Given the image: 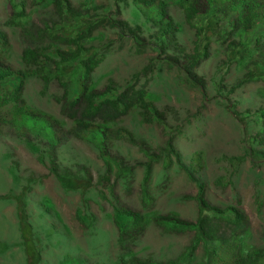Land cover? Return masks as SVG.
<instances>
[{
	"label": "rangeland",
	"instance_id": "obj_1",
	"mask_svg": "<svg viewBox=\"0 0 264 264\" xmlns=\"http://www.w3.org/2000/svg\"><path fill=\"white\" fill-rule=\"evenodd\" d=\"M69 1L74 6L92 2L111 12L113 18L126 21L129 26L140 24L149 27L148 31H142V43L137 46L131 39L117 38L111 30L99 33L102 39L93 41L92 45L103 49L100 44H108V47L107 51L100 50L105 57L93 71L92 79L97 81L98 88H102L107 77L123 85L138 76L135 87L151 93L157 106L166 110L171 128L177 127V132H173V146L181 163L189 165L195 153L198 154L201 169L198 175L192 171V177L203 184L204 198L215 206L231 204L240 209L248 220L246 241L264 247V155L254 154L264 151V144L252 140L253 137H261V132L256 134L260 130V121L255 116L258 109L264 108V83L251 82L228 92L227 89L238 81L243 72L233 63L223 68L224 54L217 44L211 42L206 57L198 60L192 69L201 79L194 86L184 80V71L178 69L177 64L168 66L162 60L166 56L150 49L149 37L156 27L145 24L141 16H131L134 0H126L127 5H116L115 0ZM18 3H23L26 13L35 23L50 11V7L46 10L33 7L31 0H0V29L7 35L10 45L8 61L12 65L16 64L24 44L17 36L18 30H12L4 23L13 13L11 5ZM198 9L202 11V7ZM167 10L178 26L177 44L191 54L194 30L183 23V14L176 3L168 4ZM195 22H198L197 17L192 19V23ZM178 63L181 67L188 65L182 57ZM148 64L151 70L140 76V71ZM219 83L224 88L216 94ZM58 95L59 90L54 83L42 90L34 80L29 81L22 92L31 109L65 120L53 98ZM245 112L247 117L243 120L240 115ZM122 124L143 139L152 152L157 153L165 143L167 133L156 125L131 122L129 117L123 118ZM27 141L32 142L30 147L37 152L27 147ZM47 144L32 134L14 132L8 122L0 125V264H30V257L34 264L115 263L120 249L117 230L111 219L112 207L143 210L140 203L142 167L137 164L144 161L143 155L136 147L122 141L113 143L112 152L132 168L123 180L114 178V174L109 176V183H112L110 194L99 183L105 165L94 146L68 138L53 149L54 161L58 171L63 173L79 171L81 174L80 167L87 169L91 183L80 195L76 191L64 190L48 172L47 154L42 161L37 160L41 153L38 151H52L48 150ZM230 157L239 158L234 161V166L228 161ZM185 173L175 161L167 169L161 162L153 164L146 183L152 197L149 208L152 214L174 213L184 221L194 222L197 215L193 200L196 185ZM24 186L29 187L28 190L17 197ZM18 205L22 212V225H19ZM192 236V230L163 233L147 221L140 236L128 248L138 257L172 259L189 244ZM200 254L198 247L191 264H197Z\"/></svg>",
	"mask_w": 264,
	"mask_h": 264
},
{
	"label": "trees",
	"instance_id": "obj_2",
	"mask_svg": "<svg viewBox=\"0 0 264 264\" xmlns=\"http://www.w3.org/2000/svg\"><path fill=\"white\" fill-rule=\"evenodd\" d=\"M126 2L115 0L116 5ZM172 3H176L181 10L183 23L194 30L191 54L177 44L178 26L167 10L168 4ZM31 4L42 10L50 7V11H45L47 16L35 23L29 18L23 3L12 4L13 13L4 23L8 28L18 30L17 36L24 44L15 65L8 61L10 45L7 35L0 29V125L8 122L14 132L23 131L45 140L48 150L52 151H38L41 153L37 160L42 161L47 154L48 172L64 190L76 191L80 195L86 192L91 183L87 169L80 167L81 174L79 171L63 173L58 171L54 161L53 149L68 138L94 146L105 165L99 183L110 194L112 183H109V176L114 174V178L123 180L132 168L112 152L113 143L122 141L136 147L143 155L144 161L137 163L142 167L140 203L143 210L112 207L111 219L117 230L120 249L113 264H191L198 247L201 254L197 264H264V247L246 241L249 231L244 213L234 205L219 207L204 198L203 184L192 177V171L198 175L201 169L198 154L195 153L189 165L181 163L179 153L173 146V132H177V127L171 128L166 119V110L157 106L151 93L135 87L138 76L123 85L107 77L102 88H98L97 81L92 79L93 71L105 57L100 50L107 51L108 47V44H100L103 49L99 45H92L93 41L102 39L99 33L111 30L117 38L131 39L137 46L142 43V31H148L149 27L140 24L129 26L126 21L113 18L111 12L92 2L74 6L69 0H31ZM199 7H202V11ZM130 14L133 18L141 16L145 24L156 27L149 37L150 49L166 56L162 60L168 66L177 64L176 67L184 71L186 82L194 86L200 82L201 79L192 69L198 60L206 57L208 45L213 42L224 54L223 68L233 63L243 72L238 81L227 89L228 92L247 83H264V0H134ZM196 17L198 22L192 23ZM181 57L187 61V67H181L178 63ZM150 70V64L146 65L140 71V76H145ZM32 80L42 90L53 83L57 86L59 95L53 98L59 104L60 115L65 120L45 115L25 103L22 92ZM220 85H215L218 89L216 94H220V89L224 88ZM198 87L201 88L200 85ZM257 112L255 117L260 121V130L256 134L261 132V137H253L252 140L264 144V108ZM240 116L244 120L246 112ZM125 117H129L131 122L156 125L166 131L165 143L157 153L152 152L143 139L122 124ZM26 145L31 149L30 145L33 144L27 141ZM31 151L37 152L33 148ZM254 154L263 157L264 151ZM238 160L234 157L228 159L231 166ZM172 161L196 185L193 200L197 215L194 222L184 221L174 213L152 214L149 209L152 197L146 183L149 182L152 166L161 162L163 168L167 169ZM216 181L220 183V180ZM28 188L24 186L17 197L23 196ZM16 209L19 225H22L21 208L18 205ZM147 221H151L163 233L192 230L193 236L180 254L172 259L138 257L128 245L134 244ZM26 257L30 256L27 254ZM29 259L30 264L35 263L31 257Z\"/></svg>",
	"mask_w": 264,
	"mask_h": 264
}]
</instances>
